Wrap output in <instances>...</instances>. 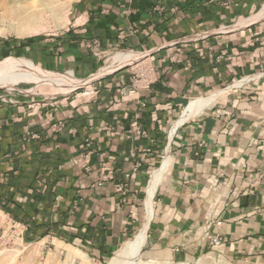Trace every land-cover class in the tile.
I'll use <instances>...</instances> for the list:
<instances>
[{"label": "crops", "instance_id": "obj_1", "mask_svg": "<svg viewBox=\"0 0 264 264\" xmlns=\"http://www.w3.org/2000/svg\"><path fill=\"white\" fill-rule=\"evenodd\" d=\"M262 4L74 3L64 31L28 48L32 61L85 77L103 54L137 50L154 79L128 94L131 78L116 71L75 104H0V209L76 262L105 261L146 224L145 244L175 258L213 248L264 264V17L222 28ZM159 169L149 216L145 198ZM212 237L221 244L211 246Z\"/></svg>", "mask_w": 264, "mask_h": 264}, {"label": "rangeland", "instance_id": "obj_2", "mask_svg": "<svg viewBox=\"0 0 264 264\" xmlns=\"http://www.w3.org/2000/svg\"><path fill=\"white\" fill-rule=\"evenodd\" d=\"M20 1V2H19ZM65 4H57V10H61L65 8L67 9V24L66 26L61 27V22L58 18H54L49 11H45L43 16L41 17V24L37 29H32L30 34L17 35L13 30H10L7 25L15 22V19L7 18L4 16V3H10L16 6L18 3L25 7V9L37 10L42 9V2L45 4L48 0H0V64L2 63H11L15 60H23L27 63V66L31 69H42L48 74H54L57 77L61 78L58 73L65 74V69L63 71H51L46 70L36 64L32 59L28 56L27 52L29 51V47L32 46L33 43L37 41H42L46 38H50L54 34H57L61 31H64L70 20V11L71 7L74 3L79 0H72L68 3L66 0H62ZM55 5V4H54ZM264 4H262L257 11L252 13L251 15L241 19L234 21L230 26L224 25L222 28L237 30L242 29L249 23L264 21V18L257 19L252 21L251 18L262 12ZM4 26V27H3ZM37 30V31H36ZM136 52L139 54L138 60L134 63H130L128 65L122 66L117 71H125L129 78H136V74L144 71L146 59L145 52L137 51V50H116L114 52L103 54L101 57V61L97 71L94 73L81 77L77 76L74 72V77L77 80H83L88 78H94L96 72L99 71L107 61L108 57L116 52ZM143 62V63H142ZM31 69V70H33ZM57 72V73H53ZM116 72V71H115ZM114 72L109 74L113 75ZM108 74V75H109ZM105 75V76H108ZM104 76L95 77L94 80L88 81V83L81 85L82 87L64 93V89L67 86L66 84H55V83H47V82H18L11 86H0V95L5 99L11 98L15 101H23L24 98L29 99L30 109H35L39 111L42 106L41 103H46L47 107L60 105H70L75 104L80 101H84L89 99L93 93L96 91V86L98 85L99 78ZM236 82V81H235ZM232 83V87H237L238 84ZM9 89H12L11 91ZM24 91V92H22ZM61 102L63 104H61ZM0 104H5L0 100ZM37 104H39L37 106ZM186 111V107H185ZM173 136V135H172ZM19 220L14 219L9 213L4 210H0V264H107L116 254V251L120 249L121 245L133 235H130L125 239L121 245L116 247L113 253L105 260V261H96V263L92 261H87L86 258L77 259V262L72 259H69V256L66 254V250L59 249L55 240L51 238H30L26 231L28 228L23 226L22 224H18ZM146 222V221H145ZM25 225V223H24ZM139 231V230H138ZM137 231V232H138ZM136 232V233H137ZM135 233V234H136ZM147 241V240H146ZM78 254V253H77ZM81 256V254H78ZM138 264H243L237 261H232L230 259H226L217 255V253L213 252L212 249H206L205 251L198 253L194 256L187 258H175L169 253L165 251L153 249L149 244H145L140 255H138L137 259Z\"/></svg>", "mask_w": 264, "mask_h": 264}, {"label": "bare ground", "instance_id": "obj_3", "mask_svg": "<svg viewBox=\"0 0 264 264\" xmlns=\"http://www.w3.org/2000/svg\"><path fill=\"white\" fill-rule=\"evenodd\" d=\"M71 2L72 0H66ZM20 2V1H19ZM27 0H25V3ZM65 4L62 0H48V2L45 4L42 2V9L37 10H30L22 8V6L18 3L16 6L10 4V3H4V16L7 18L15 19V22H12L11 24L7 25L10 30H13L15 34L17 35H23V34H30L32 29H37L39 25L41 24V17L43 16V13L47 10L51 13V15L54 18H58V22L60 20L61 27L66 26L67 24V9L65 8L61 10H57L56 5L57 4ZM55 4V5H54ZM264 17V7L261 13L258 14L256 18ZM4 27V26H3ZM33 31V30H32ZM37 31V30H36ZM139 55L136 52H116L112 55H110L106 61V63L99 68V71L95 73L93 76L99 77L106 75L108 73L116 71V69L128 65L130 63H134L138 60ZM33 69V68H31ZM27 63L23 60H15L11 63H2L0 64V86H11L18 82H47V83H57V84H66L67 86L63 90L64 93L69 92L76 86H80L83 84L90 82V80L94 78H88V79H81V80H75L70 75L69 77H57L54 74H48L42 69H33L31 70ZM209 100L208 97L205 98H197L194 100H191L189 104L186 107V115L195 113L198 111L202 106H204L207 101ZM186 118V116H185ZM184 116L178 121L175 122L177 125L180 121L185 119ZM172 135V131H170V137ZM165 161L162 163L164 165ZM161 169L154 172V175L151 178L149 187L147 189V195L145 198V205L147 209V213L150 216L151 215V209H152V195L154 192L155 185L157 184V181L160 176ZM146 236H147V225H143L139 231L133 235L131 238L127 239L120 247L119 250L116 251L115 256L107 263V264H138L137 257L140 255L143 247L146 243ZM152 264V263H150ZM164 264H171V263H164Z\"/></svg>", "mask_w": 264, "mask_h": 264}, {"label": "built area", "instance_id": "obj_4", "mask_svg": "<svg viewBox=\"0 0 264 264\" xmlns=\"http://www.w3.org/2000/svg\"><path fill=\"white\" fill-rule=\"evenodd\" d=\"M174 9H172V11H173ZM146 66V65H145ZM53 73H57V72H53ZM59 74V76L60 77H69L70 75L73 77V79H75V80H77L75 77H74V73H73V71L72 70H65V74H60V73H58ZM98 78V77H97ZM96 79V78H95ZM100 79V78H99ZM154 79V71H153V69H152V67H150V66H146L145 67V69H144V71L143 72H141V70H140V73L139 74H136V78H131L130 79V86L128 87V89H126V91H127V93L129 94V93H134V92H136L138 89H140V88H148L149 87V85L151 84V82H152V80ZM94 80V79H93ZM78 81V80H77ZM237 81H241V79H239V80H237ZM242 83H243V81H241V83H240V85L239 86H241L242 85ZM80 87H82L81 85L79 86H76V87H74L72 90L74 91V90H76V89H78V88H80ZM10 91L12 90V89H9ZM72 90H70V91H72ZM22 92H24V91H22ZM0 100L3 102V103H5V104H9V105H14V104H16L17 103V101H15V100H12L11 98H7V99H5L3 96H1L0 95ZM87 155H88V153H86V155H85V157H87ZM257 181H255L254 183H253V185L256 183ZM1 210V209H0ZM16 223H18V224H22V222L21 221H18V222H16ZM23 226H25L24 225V223L22 224ZM221 241H222V239L220 238V237H212L211 238V240H210V245L211 246H217V245H220L221 244Z\"/></svg>", "mask_w": 264, "mask_h": 264}, {"label": "water", "instance_id": "obj_5", "mask_svg": "<svg viewBox=\"0 0 264 264\" xmlns=\"http://www.w3.org/2000/svg\"><path fill=\"white\" fill-rule=\"evenodd\" d=\"M117 71V70H116ZM115 72V71H114Z\"/></svg>", "mask_w": 264, "mask_h": 264}]
</instances>
